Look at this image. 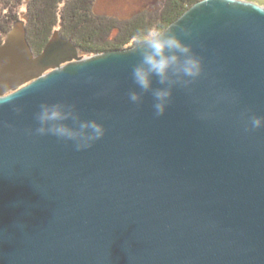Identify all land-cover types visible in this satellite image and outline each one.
Here are the masks:
<instances>
[{
    "label": "water",
    "instance_id": "95a60500",
    "mask_svg": "<svg viewBox=\"0 0 264 264\" xmlns=\"http://www.w3.org/2000/svg\"><path fill=\"white\" fill-rule=\"evenodd\" d=\"M25 22L0 44V264H264V128L244 131L264 116V0L194 3L165 28L192 30L204 75L159 118L150 94L128 100L129 47L80 56L56 30L34 55ZM57 101L104 136L29 135Z\"/></svg>",
    "mask_w": 264,
    "mask_h": 264
},
{
    "label": "clouds",
    "instance_id": "9594fccd",
    "mask_svg": "<svg viewBox=\"0 0 264 264\" xmlns=\"http://www.w3.org/2000/svg\"><path fill=\"white\" fill-rule=\"evenodd\" d=\"M242 3L243 0H224L228 7ZM198 6L212 7L213 0H196ZM178 32L153 23L138 30L129 44L131 51L139 55V60L131 67L130 76L135 87L128 90V100L139 107L144 104L145 95L150 94L155 118L164 116L173 103L174 88L188 90L204 75L202 56L180 38V35L191 38L192 30L180 26ZM153 78L157 79L160 87H153ZM8 98L0 96V102ZM14 111L20 110L14 108ZM245 115V132L264 128V116ZM34 120L36 127L28 129L29 135L53 136L59 141L72 142L77 151L90 147L105 134L101 123L95 119H82L75 104L62 101L40 103Z\"/></svg>",
    "mask_w": 264,
    "mask_h": 264
},
{
    "label": "trees",
    "instance_id": "16d2710c",
    "mask_svg": "<svg viewBox=\"0 0 264 264\" xmlns=\"http://www.w3.org/2000/svg\"><path fill=\"white\" fill-rule=\"evenodd\" d=\"M194 3L165 0L158 10H141L120 20L96 14L94 0H0V44L13 23L25 18L26 38L34 55L58 30L75 44L80 56H91L129 47L131 37L153 23L166 28Z\"/></svg>",
    "mask_w": 264,
    "mask_h": 264
},
{
    "label": "rangeland",
    "instance_id": "374dc122",
    "mask_svg": "<svg viewBox=\"0 0 264 264\" xmlns=\"http://www.w3.org/2000/svg\"><path fill=\"white\" fill-rule=\"evenodd\" d=\"M165 0H94L93 11L120 20L132 18L141 10H158ZM152 14H149L151 17ZM114 36V35H113Z\"/></svg>",
    "mask_w": 264,
    "mask_h": 264
}]
</instances>
